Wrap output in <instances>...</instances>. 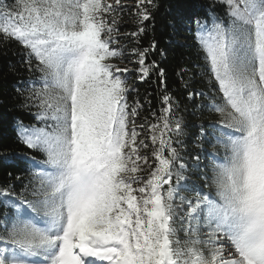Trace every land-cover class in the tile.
<instances>
[{
	"label": "snow or ice",
	"instance_id": "1",
	"mask_svg": "<svg viewBox=\"0 0 264 264\" xmlns=\"http://www.w3.org/2000/svg\"><path fill=\"white\" fill-rule=\"evenodd\" d=\"M216 3L222 12L212 6L188 27L211 87L187 98H204L200 107L219 117L200 126L197 186L173 146L186 127L179 103L162 87L156 122L138 124L142 105L128 102L123 77L132 69L111 62L124 59L118 24L129 5L0 0V43L20 45L39 74L23 105L34 123L18 121L17 136L41 156L24 157L19 190L0 186V264H264V0ZM157 8L136 0L137 29L124 35L139 44ZM157 49L153 39L131 54L140 81L155 73L164 86V69L148 62ZM213 141L223 158L203 148Z\"/></svg>",
	"mask_w": 264,
	"mask_h": 264
},
{
	"label": "trees",
	"instance_id": "2",
	"mask_svg": "<svg viewBox=\"0 0 264 264\" xmlns=\"http://www.w3.org/2000/svg\"><path fill=\"white\" fill-rule=\"evenodd\" d=\"M10 2V0H9ZM136 0H122L129 5L120 16L118 24L120 41L118 47L124 51V59L114 58L111 62L120 68H129L132 71L123 73L131 89L128 93V102L133 104L139 100L142 107L139 109L137 123H143L145 118L150 122H156L152 113L160 114V93L162 87L167 88L175 101L179 103V109L174 115L183 120V134L178 138L181 143H174L189 166L184 175L189 177L190 183L202 186L205 173L203 165L206 163L203 151L198 140L200 126H207L210 122L219 119L218 114L209 112L200 105L207 101L202 97L189 100L187 93L192 90L204 93L210 92L211 76L204 59V53L192 46L193 41L188 31L189 18L196 15H204L210 7L215 6L217 11L222 12L223 6L211 0H156L158 8L154 10V21L148 26L145 35L140 37L139 44L136 39L125 33H131L137 29V19L132 13ZM158 43L155 53L148 56V62L155 60L165 72V85L162 86L155 73L146 81L138 79L135 69L138 67L133 61L136 57L131 54V49L138 47L147 48L152 40ZM115 46V45H114ZM24 50L15 42L8 44L0 43V186L15 184L19 190L20 181L15 177L20 176L27 182L28 164L25 156H36L39 153L27 149L19 142L17 136V122L23 121L25 125L34 123L33 108L23 106L25 97L28 95V84L30 78L38 76V73H30L23 63ZM183 70V76L178 75ZM185 83L188 85L185 88ZM17 88L22 91L17 92ZM144 133H142V136ZM147 154L151 152V142ZM215 142L203 144L207 152H215L223 158L225 149L221 145L213 146ZM200 155L201 167H195L194 156ZM209 169L211 162L207 161ZM11 173V177L9 176ZM210 174V171H209ZM146 176V173H142ZM209 189L205 188L204 191ZM191 195L190 193H181ZM182 236L183 233H180Z\"/></svg>",
	"mask_w": 264,
	"mask_h": 264
},
{
	"label": "rangeland",
	"instance_id": "3",
	"mask_svg": "<svg viewBox=\"0 0 264 264\" xmlns=\"http://www.w3.org/2000/svg\"><path fill=\"white\" fill-rule=\"evenodd\" d=\"M211 1H214V2H216V0H211Z\"/></svg>",
	"mask_w": 264,
	"mask_h": 264
}]
</instances>
